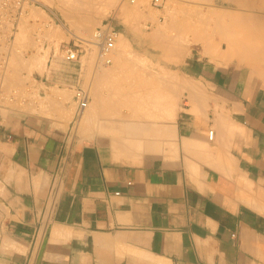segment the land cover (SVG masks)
Returning <instances> with one entry per match:
<instances>
[{
    "label": "crops",
    "instance_id": "0c3cea01",
    "mask_svg": "<svg viewBox=\"0 0 264 264\" xmlns=\"http://www.w3.org/2000/svg\"><path fill=\"white\" fill-rule=\"evenodd\" d=\"M184 64L191 101L168 120L0 111V264H264V84L243 64Z\"/></svg>",
    "mask_w": 264,
    "mask_h": 264
},
{
    "label": "rangeland",
    "instance_id": "374dc122",
    "mask_svg": "<svg viewBox=\"0 0 264 264\" xmlns=\"http://www.w3.org/2000/svg\"><path fill=\"white\" fill-rule=\"evenodd\" d=\"M122 1L124 2V0H111L109 5H107L103 10H100L98 13H92L89 10H85L83 7H81V9L77 6V9L75 1L73 0H67V3L66 0H27L26 5L28 14L26 17H24V21L21 22L23 24L20 23L18 31L24 32V27L26 26L25 31H30V37L27 40H21L16 36V39H14L16 43H14V49L12 48L11 54L13 55L17 51V48L18 51L21 49L22 51H19L23 54L21 58L24 57V60L26 59L29 62L28 57L33 56L34 52H36V50L38 51V48H41L43 51H48L49 56L46 67H43V69L37 64L31 66L26 61L25 63L22 61L24 64L28 63L26 66H24L23 63L18 65L21 61L17 63V66L12 63L13 61L10 58L5 78V88L8 91L18 90L16 96L17 99L15 102H10V105L14 108L13 110L24 112L39 111L42 114L53 117L55 115V111L59 110L61 113L66 111V114L64 113V117L68 120L70 119L72 128L80 124L79 117L77 115V102L74 99L76 92L75 86H69L65 79H61V81H59L58 79L53 78L52 75L54 73L74 75L80 79L78 86H81L85 89H89L88 87L92 82L93 85H95V82L97 81L94 75L99 74V71L101 72L104 70L106 68V64L97 62L98 47L94 42H90L88 40L94 39V29L107 18H113L114 25L119 32L118 41L116 43V46H118V48L120 47L118 51L123 52L124 49L121 50V48L124 47L126 50L125 53H128H126V56L130 55V58H127L129 59V62L133 61L132 64L136 63L134 66L131 65V70H134V72L139 70L140 73V71H143V69L148 68L146 69L147 74L144 73L145 70L142 72L145 76H149L153 72L154 76L158 75L159 78H165V81L162 79V81L165 82L162 83V86L163 84H165V86L158 87V91L159 89L163 88V90H160V92L163 91V94L165 93L166 95L169 93L170 94L165 97L164 100H161L160 98H162V96L159 93V97H157V99L154 98L155 101L153 102H158V104L163 105L166 104L167 101V103H170V105L167 104L170 106L168 107L169 112L176 113L182 109L184 105L190 103V99H188V101L184 99L185 95H183V90H185V78L182 76L180 70H182V67L185 66L184 62H186L189 57H195L198 54L207 56L210 59L215 60L220 65H227L231 62L243 64L251 70L255 79L264 84V73H262L264 70L262 69V72H258L259 74L255 72V70L262 68L260 63L256 62L255 60L253 61V58L248 57L247 59L245 58L246 56L244 57V55L242 57V51L239 50L237 51H239L238 53H240V55H238L237 51L232 54L225 55L227 52H229V45L234 47V45L231 43V38L234 39L233 37H236L235 39L237 40L241 37H247L245 32H240V30L244 28L243 24H246V27L248 26L251 28V26L255 24L252 21L258 19L260 33L257 35L264 36V0H165L161 6L154 5L153 0H135V2H131V0H125L128 11L126 12V15H121L120 5L123 3ZM59 3L63 5L62 8H59L58 6L56 7V5ZM73 5H75L74 7H76V9L73 7ZM34 11H36L35 13L37 15L33 17ZM217 13L220 15L223 14V16H225V20L228 22L231 21L233 25L238 24V27L242 22L245 23H243V27H239L241 28L239 29L235 28V25V27L232 25V28H230L229 26H231V24L227 22L228 26H221L225 29V31H223V28L221 29L219 26L221 25L220 22H216V19L218 20L217 17L215 18ZM69 16L71 17L72 21L73 18L75 20L77 17L76 19H79L80 22L75 20L73 21L75 23L71 24L72 21L70 20ZM32 18L33 20L35 19V21H33ZM39 22H41V24ZM251 22L252 24H250ZM83 24H87L89 28L87 25L85 26ZM83 26L85 28L87 27L85 32H82L81 30V28H84ZM227 27L229 28L227 29ZM254 27L255 25L252 26L251 29L254 30ZM79 29L81 30L80 32H78ZM157 29L158 31H156ZM255 29L257 28L255 27ZM236 30L239 31L236 32ZM59 31L62 32L60 33ZM126 31H129L130 33H126ZM19 32L16 35L19 36ZM58 32L61 35L58 34ZM154 32L156 34H154ZM51 35L54 36L51 38ZM80 37H83L87 40L80 39ZM73 41L81 43L85 50L81 53L79 59L68 61L63 57V48L68 42ZM239 42H241L240 39L238 43ZM245 43L247 45V42ZM243 44L244 43L242 42V45ZM219 45H221L220 50L218 49ZM29 49L33 51V54ZM219 52H225V54L220 56ZM130 59L132 60L130 61ZM138 63L141 66L143 65L144 68L142 69L143 66H138ZM133 67H136V69L138 67L139 68L136 70ZM148 70L150 71L148 72ZM12 73L15 74L14 77L11 75ZM172 73L174 76H172ZM136 74L137 72L135 75ZM130 75L132 76V73ZM51 80H54L58 84L55 83V87H49ZM124 80L125 82L123 85L127 86L130 81L127 82L126 79ZM108 83L105 80L102 81L101 84L102 86L104 84L103 87L101 86V89H104L102 92L105 94L108 92L107 88H110L109 85L111 82L109 84ZM169 83L170 86L168 85ZM169 87H172V91L174 90V92H172ZM167 89H169V93H167ZM61 91L62 93H65V95L63 94L64 96L61 94ZM90 95L91 101L88 107H91L90 105L93 104L96 105L97 102L91 91ZM131 99L133 100V98ZM127 100L128 99L125 101ZM127 104L129 105V103ZM130 107L131 106L127 107L123 105L120 107L121 109L119 108L121 112L123 111V113L120 111H115L112 113L113 115L111 113L104 114L97 111H92L93 113L91 112L92 114L90 117L94 118V120L106 118H132L163 121L168 120L167 118L171 115L170 113L168 114V112H165L164 114V108L162 109V107H160L159 109L162 112L160 115L159 112H156L158 116L156 113V116L151 113V116L147 115L145 117V114L144 117H134L132 113H128ZM159 109L157 108V110ZM8 111L9 110H4L5 113Z\"/></svg>",
    "mask_w": 264,
    "mask_h": 264
},
{
    "label": "bare ground",
    "instance_id": "6f19581e",
    "mask_svg": "<svg viewBox=\"0 0 264 264\" xmlns=\"http://www.w3.org/2000/svg\"><path fill=\"white\" fill-rule=\"evenodd\" d=\"M64 1V0H63ZM70 1H72V0H70ZM73 1H75V4H76V7L78 6L79 8H81V7H83V8H85V10H89V11H91L92 13H94V12H100V10H103L107 5H109V3H110V1L111 0H73ZM123 2V1H122ZM131 2H132V0H131ZM134 2H135V0H134ZM66 3H67V0H66ZM66 3H64V4H66ZM71 3V2H70ZM73 4V3H72ZM113 4V3H112ZM68 5V4H67ZM127 4H125V0H124V2L123 3H121V5H120V7H121V15H126V12L128 11L127 10V6H126ZM63 7V5L62 4H57L56 5V7ZM66 6V5H65ZM75 5H73V7H74ZM69 7V6H68ZM70 7H71V5H70ZM72 7V8H73ZM76 7H74L75 9H76ZM78 7H77V9H78ZM131 8V7H130ZM35 9V8H34ZM82 9V8H81ZM129 9V8H128ZM132 9V8H131ZM36 10V9H35ZM66 10V9H65ZM84 10V9H83ZM38 11V10H37ZM36 11H34L33 13H34V15H33V17L35 16V15H37L36 13H35ZM32 13V12H31ZM66 16H68V15H66ZM79 16H80V14H79ZM85 16V15H84ZM31 17H32V15H31ZM70 17V16H69ZM69 17H67V18H69ZM218 18V20L216 19V22L218 21V22H220V24L221 25H219L220 27L221 26H223V27H226V26H228V23L229 24H231V26H229L230 28H232V22L230 23V22H228L227 20H225V16H223V14L222 15H220V14H216V16H215V18ZM228 17V16H227ZM36 18V17H35ZM77 18V17H76ZM75 18V20H77ZM79 18V17H78ZM209 18V17H208ZM213 18V17H212ZM215 18H214V20H215ZM250 19H252V18H250ZM253 19H255V18H253ZM32 20H33V18H32ZM70 20H71V17H70ZM74 20V18H73V21H75ZM229 20V19H228ZM22 21H24V20H22ZM33 21H35V19L33 20ZM72 21V20H71ZM72 21V22H73ZM77 21H79V19L77 20ZM241 21H243V20H241ZM71 22V24H74L75 22H73L72 23ZM80 22V21H79ZM228 22V23H227ZM247 22V21H246ZM252 22H254L255 24H253L252 26H254L255 25V27L257 28V29H255V27L253 28L254 30H252L251 28H252V26H251V28L250 27H246V24H243V23H245V22H242L241 23V25L239 26V27H243L244 26V28H242V30H240V32L242 31V32H245L246 33V35H247V37L246 38H244V37H241V38H239V37H237V38H239L240 40H241V42H239L238 43V41H239V39H235L236 37H233L234 39H232L231 38V43L234 45V47H232V46H230L229 45V52H227L226 54H225V52H222V53H220L219 52V55L220 56H223L224 54L225 55H228V54H232V53H234V52H236L237 50H239V51H242L241 52V56L243 57V55H244V57L245 58H247L248 59V57H250V58H253V61L255 60L256 62H258V63H260V65H261V67L262 68H259L258 70H255V72L257 73V74H259L258 72H262V69L264 70V36L262 35V36H258L257 34H259L260 33V31H259V20L258 19H255L254 21H252ZM252 22L250 23V24H252ZM260 22H262V21H260ZM40 24H41V22H39ZM233 23H235V22H233ZM237 23H239V22H237ZM21 24H23V23H21ZM240 24V23H239ZM242 24H243V26H242ZM250 24H248V25H250ZM38 25V24H37ZM78 25V24H77ZM76 25V26H77ZM83 25H85V24H83ZM87 25V24H86ZM85 25V26H86ZM235 25V24H234ZM233 25V27H235V28H239L237 25H235L234 26ZM80 26V25H79ZM88 26V25H87ZM26 27V26H25ZM25 27H24V32H19V36L18 35H16L17 37H19L21 40L23 39V40H27L30 36V31L28 30V28H27V30H28V32L27 31H25ZM36 27V26H35ZM84 27V26H83ZM218 27V26H217ZM223 27H221V29L223 28ZM229 27H227V29L229 28ZM79 28V27H78ZM78 28H77V30H78ZM88 28H89V26H88ZM219 28V27H218ZM241 28H239V29H241ZM246 28V29H245ZM30 29V28H29ZM33 29V28H32ZM31 29V30H32ZM55 29V28H54ZM226 29V30H227ZM244 29H245V31H244ZM57 30V29H56ZM81 30H82V32H85L86 30H87V27L85 28H81ZM80 29H79V31L78 32H80L81 31ZM33 31V30H32ZM156 31H158V29L156 30ZM223 31H225V29L223 28ZM239 31V30H238ZM237 30H236V32H238ZM17 32V33H18ZM60 32V31H59ZM58 32V34H60ZM52 33V32H51ZM153 34V33H152ZM154 34H156L155 32H154ZM153 34V35H154ZM33 35V34H32ZM48 35V34H47ZM55 35H57V34H55ZM61 35V34H60ZM151 35V34H150ZM49 36H50V34H49ZM54 35H51V38L53 37ZM155 37H156V35H155ZM154 37V38H155ZM166 37V36H165ZM153 38V37H152ZM167 38V37H166ZM16 39V38H15ZM80 39H84V40H87V39H85V38H83V37H80ZM236 40V41H235ZM88 41H90V42H94L95 41V39H90V40H88ZM242 42L244 43L243 45H242ZM245 42H247V45H246V43ZM252 42V43H251ZM14 43H16V41H14ZM95 43V42H94ZM127 43V42H126ZM16 45V44H15ZM96 46H97V44H95ZM127 46V45H126ZM37 47H39V46H37ZM20 48V47H19ZM127 48V47H126ZM14 49V48H13ZM39 50L37 51L36 49V52H34V54H33V51H31L30 49V51L32 52V54H33V56H30V57H28L29 58V62L25 59L24 60V57L23 58H21L22 56H23V54L22 53H20L22 50L21 49H19V51H18V48H17V51H16V49H15V53H14V50H13V55L11 54L10 56V58H11V60L13 61L12 63L14 64V65H17V63H19V61H21L18 65H20V64H22L23 62L22 61H24V63H25V61L26 62H28L31 66H34V65H38L39 67H41L42 69H43V67L45 68L46 67V64H47V61H48V56H49V53H48V51H43L41 48H38ZM120 49V47L118 48V46H116L115 45V47L112 49V51H111V56H112V63H110V64H106V68L104 69V70H102L101 72L99 71V74H96V75H94L95 76V78H96V81L97 82H95V85H93V82L90 84V86L88 87L89 89V93H90V91H91V93L94 95V98H96V105H90L91 107H87L86 109H85V111L83 112V114L79 117V123L81 124V125H84L85 124V122H86V120H87V117L88 116H91V114L93 113V112H95V111H97V112H100V113H108V114H112L114 111H120V107H122L123 105H125V106H131L130 107V113H132V115L134 116V117H138V116H140V117H144V115H145V117L148 115V116H151V113L150 112H152V114H154L155 115V113L154 112H156L157 111V109L156 108H160V107H162V109L164 108L165 109V112H168V114L170 113L169 112V110H168V107H170L169 105H170V103H167V101H166V104H158V102H153V101H155V99L154 98H156L157 99V97H159V93H160V95L162 96V98H160L161 100L163 99L164 100V98L165 97H167L170 93V91H169V89H167L168 91H167V93H169L168 95H166L165 93L163 94V91L162 92H160V90H163V88H161V89H159V91H158V87H164L165 86V84H163V86H162V83H165V82H163V81H165V78L163 79V78H159V76L157 75V76H154L153 75V72H152V74L151 75H149V76H145L142 72L144 71V73H146V69H148V68H145V69H143L144 68V66L142 67L139 63H138V66L140 65L141 67H142V69H143V71H140V73H139V70L138 71H136L137 72V74L135 75V73L136 72H134V70H131L132 68V66H134V65H136V63L134 64H132V62H129V59H127V58H130L129 56L130 55H127L126 56V53H125V48L123 47V48H121V50H123L124 49V51L122 52V51H118ZM218 49L220 50L221 49V45H219L218 46ZM34 50V51H35ZM176 50V49H175ZM25 51V50H24ZM23 51V52H24ZM128 51V50H127ZM222 51V50H221ZM239 51H237V53L239 52ZM26 53V52H25ZM95 53V52H94ZM28 54V53H27ZM128 54V53H127ZM238 55H240V53H238ZM136 56V55H135ZM98 57V56H97ZM25 58H27V57H25ZM31 58V59H30ZM133 59V58H132ZM132 59H130V61L132 60ZM10 60V59H9ZM134 60V59H133ZM137 60V59H136ZM250 60V59H249ZM9 63V62H8ZM23 63V65L24 66H26L27 64H24ZM10 64H11V62H10ZM17 65V66H18ZM107 65H108V67H107ZM132 65V66H131ZM257 65H259V64H257ZM130 66V67H129ZM140 67V68H141ZM255 67V66H254ZM260 67V66H259ZM98 68V67H97ZM134 69H136V67H133ZM139 68V67H138ZM137 68V69H138ZM136 69V70H137ZM257 69V68H256ZM261 69V70H260ZM130 70H131V73H132V76L130 75L131 73H130ZM254 70V69H253ZM96 71V70H95ZM133 71V72H132ZM150 70H148V72H149ZM151 71H153V70H151ZM95 73V72H94ZM134 73V74H133ZM157 73V72H156ZM262 73H264V71L262 72ZM147 74V73H146ZM159 74V73H158ZM173 74V73H172ZM172 74H170V75H172ZM13 77H14V75L15 74H11ZM134 75V76H133ZM8 76V75H7ZM172 76H174V74L172 75ZM16 77V76H15ZM9 78H10V76H9ZM11 79V78H10ZM9 79V80H10ZM94 79V78H93ZM124 79H126L127 80V82H129V84L127 85V86H125V85H123V83L125 82V80ZM162 79H163V81H162ZM6 80V79H5ZM8 80V81H9ZM16 80V79H15ZM14 80V81H15ZM22 80V79H21ZM106 80V82L108 83H110L111 82V84L109 85V87L110 88H107L108 90V92L105 94V93H103L102 91L104 90H102L101 89V84H102V81H105ZM17 81V80H16ZM24 81V80H23ZM114 82V83H113ZM126 82V83H127ZM133 82V83H132ZM166 82H167V80H166ZM176 82V81H175ZM179 82V81H178ZM97 83V84H96ZM108 83V84H109ZM174 83V82H173ZM187 84H188V82H187ZM169 86H170V83L168 84ZM172 85V84H171ZM185 86H188V85H186V84H184ZM190 85V84H189ZM103 86H104V84H103ZM102 86V87H103ZM106 86V85H105ZM108 86V85H107ZM189 87H193L192 85H190ZM105 88V87H104ZM165 88H168V87H165ZM164 88V89H165ZM170 88V87H169ZM184 88H186V87H184ZM190 88V90H193V89H191ZM171 89V91H172V87L170 88ZM173 89H176V88H173ZM195 89V88H194ZM21 90V89H20ZM166 90V89H165ZM186 90H187V88H186ZM18 91V90H17ZM172 92H174V90L172 91ZM194 92V91H193ZM196 92V91H195ZM19 93V92H18ZM60 93V92H59ZM162 93V94H161ZM61 94L63 95H65V93L63 92L62 93V91H61ZM66 94H68V93H66ZM157 94H158V96H157ZM23 95V94H22ZM63 95V96H64ZM198 96H200V94L198 95ZM61 97V96H60ZM59 97V98H60ZM124 97V98H123ZM127 97V98H126ZM54 98H55V96H54ZM93 98V99H94ZM131 98H133V100L131 99ZM126 99H128L127 101H125ZM158 101H160V100H158ZM169 101V100H168ZM171 101V100H170ZM54 102V101H53ZM162 102V101H161ZM226 102V101H225ZM124 103H126V104H124ZM127 103H129V105L127 104ZM164 103V102H163ZM61 104V103H60ZM123 104V105H122ZM167 104H169V105H167ZM161 105V106H160ZM172 105V104H171ZM95 106V107H94ZM223 106V105H222ZM221 106V107H222ZM120 108V109H119ZM156 109V111H154ZM161 109V110H162ZM123 110V109H122ZM160 110V109H159ZM158 110V111H159ZM168 110V111H167ZM53 111V110H52ZM55 111V110H54ZM93 111V112H92ZM154 111V112H153ZM157 111V112H158ZM92 112V113H91ZM121 112V111H120ZM64 113L66 114V111H64ZM121 113H123V111L121 112ZM150 115H149V114ZM160 113L161 112H159V115H160ZM222 114H223V111L221 112ZM108 114H106V115H108ZM163 114V113H162ZM161 114V115H162ZM165 114V113H164ZM225 114V113H224ZM223 114V115H224ZM113 115V114H112ZM132 115H130V116H132ZM156 115L158 116V114L156 113ZM155 115V116H156ZM167 115V114H166ZM222 115V116H223ZM227 115V114H226ZM153 116V115H152ZM222 116H221V118H222ZM229 116V115H228ZM175 116H174V113L173 114H171L170 115V117H168V118H174ZM161 118V117H160ZM225 118H227V119H229L227 116H225ZM89 119V118H88ZM154 119H155V117H154ZM91 121V120H90ZM218 121V120H217ZM222 121H223V119L221 120V123H222ZM224 122V121H223ZM223 125V124H222ZM227 125V124H226ZM225 125V126H226ZM80 127V126H79ZM81 128V127H80ZM82 128H83V126H82ZM114 138H116V137H114ZM120 138H122V137H120ZM123 138H125V137H123ZM129 138V137H128ZM128 138H126V139H128ZM126 139H124V140H126ZM133 140H135V139H133ZM137 140V139H136ZM135 142V141H134ZM133 142V143H134ZM169 142H171V141H169ZM164 143H165V141H164ZM198 143V142H197ZM197 143H195V142H193L192 140L190 141V140H185V150L184 151H186V152H188V151H190V154L192 153L191 152V147H193L194 148V150H195V148L196 147H201L203 144H200V143H198V145H197ZM171 144H172V142H171ZM170 144V145H171ZM141 145V144H140ZM143 145V144H142ZM175 145V144H174ZM208 145V144H207ZM207 145H205V146H207ZM123 146V145H122ZM129 146V148H132L133 149V147L135 148V147H137V146H135L134 144L132 145L131 144V146L130 145H128ZM178 146V145H177ZM176 146V147H177ZM120 148V147H119ZM125 148H126V146H125ZM139 148L141 149V147L139 146ZM148 148V147H147ZM201 148H203V146L201 147ZM201 148H199V149H201ZM121 149V148H120ZM135 149H137V150H139L138 148H135ZM174 149H176V148H174ZM190 149V150H189ZM207 149V148H206ZM206 149L204 148V150L206 151ZM169 150V149H168ZM178 150V149H177ZM193 149H192V151H194ZM203 150V149H202ZM198 151H200V150H197V152ZM113 152V151H112ZM170 152V151H169ZM177 152V151H176ZM196 152V151H195ZM202 152V151H201ZM228 152V151H227ZM168 153V152H167ZM178 153V152H177ZM172 154V153H171ZM197 154V153H196ZM203 154V153H202ZM208 154H209V152H208ZM174 155V154H173ZM199 155V154H198ZM218 155V154H217ZM193 156H194V154H193ZM202 156V155H201ZM209 156V155H208ZM208 156L206 157L207 159H208ZM220 156V155H219ZM223 156V155H222ZM227 156V155H226ZM174 157V156H173ZM185 157H186V155H185ZM195 157V156H194ZM210 157V156H209ZM187 158V157H186ZM186 158H185V161H186ZM199 157H197V159H198ZM201 159V158H200ZM191 160V159H190ZM219 160H221L220 158H219ZM218 160V161H219ZM223 160V159H222ZM227 160V159H226ZM189 161V160H188ZM206 161V160H205ZM210 161V160H209ZM218 161H216V162H218ZM228 162H229V159L227 160ZM193 162V161H192ZM208 162V161H207ZM215 162V163H216ZM226 162V161H225ZM231 162V161H230ZM229 162V163H230ZM196 163V162H195ZM186 164V163H185ZM218 164V163H217ZM223 164V163H222ZM228 164V163H227ZM193 166V165H192ZM218 166V165H217ZM230 166H231V164L229 165V167L228 168H230ZM221 167V166H220ZM219 170V169H218ZM191 171V170H190ZM192 172V171H191ZM190 172V173H191ZM226 174V173H225ZM241 179V178H240ZM239 180V179H238ZM242 181V180H241ZM239 187V186H238ZM240 188V187H239Z\"/></svg>",
    "mask_w": 264,
    "mask_h": 264
},
{
    "label": "built area",
    "instance_id": "2783aa9c",
    "mask_svg": "<svg viewBox=\"0 0 264 264\" xmlns=\"http://www.w3.org/2000/svg\"><path fill=\"white\" fill-rule=\"evenodd\" d=\"M27 0H0V111L14 109L10 102L17 99V91H8L5 88V78L14 46V39L19 30L20 23L28 14ZM165 0H153L154 5L161 6ZM134 2V0H132ZM119 37V32L114 25L113 18L105 19L93 31V38L98 47L97 62L102 64L112 63L111 51L115 47ZM85 50L84 46L77 42H68L63 48L65 60L72 61L79 59ZM77 102V115L82 114L89 106L91 95L88 89L77 87L75 92ZM213 130L210 137H213ZM61 180L54 182L50 187L45 210L39 220L40 225H47L54 214L57 206Z\"/></svg>",
    "mask_w": 264,
    "mask_h": 264
}]
</instances>
